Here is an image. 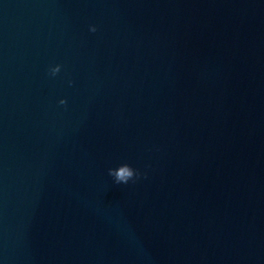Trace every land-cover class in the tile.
Returning a JSON list of instances; mask_svg holds the SVG:
<instances>
[{"label": "water", "instance_id": "95a60500", "mask_svg": "<svg viewBox=\"0 0 264 264\" xmlns=\"http://www.w3.org/2000/svg\"><path fill=\"white\" fill-rule=\"evenodd\" d=\"M0 264H264V0H0Z\"/></svg>", "mask_w": 264, "mask_h": 264}, {"label": "clouds", "instance_id": "9594fccd", "mask_svg": "<svg viewBox=\"0 0 264 264\" xmlns=\"http://www.w3.org/2000/svg\"><path fill=\"white\" fill-rule=\"evenodd\" d=\"M89 31L93 33L96 32L97 31L96 26L95 25L90 26ZM49 71L51 76H56L61 71V65H56L54 67H51ZM69 83L71 84L72 82L69 81ZM59 103L61 105H65L66 100L61 99ZM108 174L111 177H113L114 182L116 184H125V185L128 184L130 181L135 182L141 176V173L138 170L133 169L128 164H122L117 168L109 169Z\"/></svg>", "mask_w": 264, "mask_h": 264}]
</instances>
